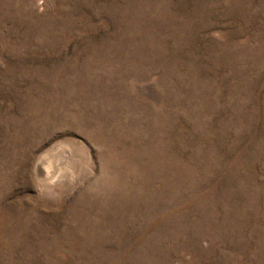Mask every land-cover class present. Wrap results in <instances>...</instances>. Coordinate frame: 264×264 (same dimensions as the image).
Instances as JSON below:
<instances>
[{"label":"rangeland","instance_id":"rangeland-1","mask_svg":"<svg viewBox=\"0 0 264 264\" xmlns=\"http://www.w3.org/2000/svg\"><path fill=\"white\" fill-rule=\"evenodd\" d=\"M0 264H264V0H0Z\"/></svg>","mask_w":264,"mask_h":264},{"label":"bare ground","instance_id":"bare-ground-1","mask_svg":"<svg viewBox=\"0 0 264 264\" xmlns=\"http://www.w3.org/2000/svg\"><path fill=\"white\" fill-rule=\"evenodd\" d=\"M48 179V178H47Z\"/></svg>","mask_w":264,"mask_h":264}]
</instances>
